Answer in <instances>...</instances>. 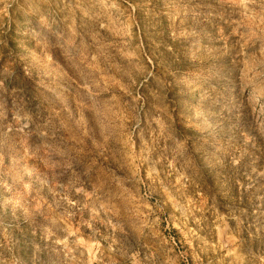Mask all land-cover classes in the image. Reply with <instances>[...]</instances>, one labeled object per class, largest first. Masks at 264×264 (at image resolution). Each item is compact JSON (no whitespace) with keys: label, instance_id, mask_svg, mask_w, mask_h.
I'll return each instance as SVG.
<instances>
[{"label":"rangeland","instance_id":"obj_1","mask_svg":"<svg viewBox=\"0 0 264 264\" xmlns=\"http://www.w3.org/2000/svg\"><path fill=\"white\" fill-rule=\"evenodd\" d=\"M0 264H264V0H0Z\"/></svg>","mask_w":264,"mask_h":264}]
</instances>
